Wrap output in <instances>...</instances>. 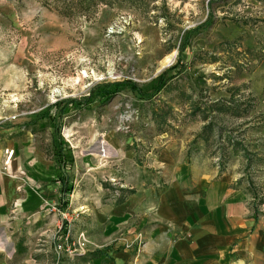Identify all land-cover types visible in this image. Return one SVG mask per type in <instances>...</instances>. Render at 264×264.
I'll return each mask as SVG.
<instances>
[{"label": "rangeland", "instance_id": "rangeland-1", "mask_svg": "<svg viewBox=\"0 0 264 264\" xmlns=\"http://www.w3.org/2000/svg\"><path fill=\"white\" fill-rule=\"evenodd\" d=\"M161 74L164 85L154 93ZM118 81L135 83L141 94L125 86L102 100L99 86ZM86 97L84 107L61 112L65 100ZM184 128L193 135L187 151L206 148L218 163L233 146L254 170L261 167L264 0H0V146L31 141L59 169L57 196L41 204L60 228L45 252L32 250L28 236L33 264L99 259L104 247L86 234L90 202L123 198L124 180L137 166L148 169L143 154L157 149L155 136L175 138ZM113 145L133 157L113 160ZM4 227L0 264H19L9 260L18 236ZM137 240L140 233L135 250Z\"/></svg>", "mask_w": 264, "mask_h": 264}, {"label": "crops", "instance_id": "crops-1", "mask_svg": "<svg viewBox=\"0 0 264 264\" xmlns=\"http://www.w3.org/2000/svg\"><path fill=\"white\" fill-rule=\"evenodd\" d=\"M192 136L185 128L175 138L156 135L157 149L143 154L142 167L148 169L137 166L124 180L129 189L123 198L92 199L86 234L93 247H104L99 259L89 258L93 264H264V145L262 165L254 170L252 159L233 146L218 163L206 148L190 149L191 154L185 141ZM10 148L4 164V149ZM109 151L120 162L133 157L114 145ZM55 165L31 141L12 139L0 146V249L7 242L3 225L9 226L18 236L10 241L13 262L33 264L26 254L30 234L37 245L32 250L55 246L58 218L43 213L41 204L57 196ZM154 167L161 168L160 175ZM137 233L142 240L135 250L127 244ZM35 256L40 259V253Z\"/></svg>", "mask_w": 264, "mask_h": 264}, {"label": "trees", "instance_id": "trees-1", "mask_svg": "<svg viewBox=\"0 0 264 264\" xmlns=\"http://www.w3.org/2000/svg\"><path fill=\"white\" fill-rule=\"evenodd\" d=\"M183 49V46L181 44V47L178 49V53L177 55H180V51ZM162 77V74L157 76L155 85H154V93L156 90H158L159 88H161L164 85V82L160 81ZM127 86L129 89H131L132 91H136L137 93H139V95L141 94L140 89L137 87V85L135 83H131L128 81H118V82H111V83H105L101 86H99L100 90H99V94L102 97V100H105V102L107 100H109V98L117 91H119L121 88ZM91 99L89 98H82V99H67L64 101L63 104V108L61 109V112H65L68 108L67 107H76L77 109L84 107L87 103L90 102ZM47 115L46 112L43 113V115L41 116H45ZM208 126V125H206ZM55 155L57 156V161L58 162H63L62 160V153L61 150H57L55 152ZM61 191L65 190L63 188V183L61 184Z\"/></svg>", "mask_w": 264, "mask_h": 264}, {"label": "built area", "instance_id": "built-area-1", "mask_svg": "<svg viewBox=\"0 0 264 264\" xmlns=\"http://www.w3.org/2000/svg\"><path fill=\"white\" fill-rule=\"evenodd\" d=\"M4 153H5V159H4L3 163L5 164V163H7L9 157L11 156L12 151H11V150H8V152H7V149H5V150H4ZM53 209H54V208L51 207L50 210H51V211H54ZM56 212H57V214L59 215V219H60V220H62V219L67 220V213H64V212H61V211H58V210H56ZM67 222H68V220H67ZM56 227H57V228H56V231H58V229L60 228V224L57 225ZM69 232H70V227L66 224V230H65V232H64V234H63L64 237H67L68 234H69ZM135 239H137V237H136ZM137 241H138V240H137ZM134 242H135V240H134ZM131 244H133V243L131 242L130 245H131ZM137 245H139V246H138V249H139V248L141 247L140 241L137 242ZM84 246H85V239H84L83 234L80 232L79 235H78V237H77L76 243H75V248H76L77 250H80V251H81V250H83ZM57 248H60V246L57 245Z\"/></svg>", "mask_w": 264, "mask_h": 264}]
</instances>
